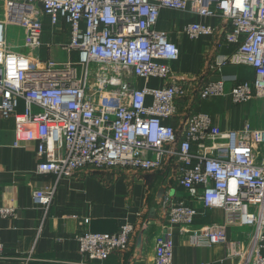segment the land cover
Returning a JSON list of instances; mask_svg holds the SVG:
<instances>
[{"label": "built area", "instance_id": "1", "mask_svg": "<svg viewBox=\"0 0 264 264\" xmlns=\"http://www.w3.org/2000/svg\"><path fill=\"white\" fill-rule=\"evenodd\" d=\"M223 2L228 9L221 7ZM236 3L0 0V117L14 122L12 146L36 142V173L54 177L51 185L33 190V201L44 214L58 181L84 168L157 170L168 165L185 197L167 195L162 201L165 219L155 239L153 264H174L175 228L188 233L192 244L225 245L224 257L234 264H264V0H242V8ZM162 8L193 11L204 19L184 27L192 39L215 32L205 19L218 18L228 27L224 41L236 48L211 68L220 72L226 64L245 65L254 78L232 79L228 91L227 80H209L196 98L228 95L232 104L258 100L260 126L246 119L238 129H221L207 112H180L191 90L171 75L169 62L180 51L156 27ZM45 18L52 27H69L68 41L58 45L67 54L64 60L41 57ZM11 25L22 28L21 44L8 41ZM45 45L51 50V44ZM8 54L29 61L19 87L5 82ZM232 179L235 194L229 191ZM200 208L221 209L222 222L195 228ZM15 212L12 206H0L1 217ZM230 227L251 231L244 239L229 240ZM133 232L129 222L116 232L80 230L75 239L81 259L75 264H106L113 251L127 249ZM3 249L0 242V256Z\"/></svg>", "mask_w": 264, "mask_h": 264}, {"label": "crops", "instance_id": "2", "mask_svg": "<svg viewBox=\"0 0 264 264\" xmlns=\"http://www.w3.org/2000/svg\"><path fill=\"white\" fill-rule=\"evenodd\" d=\"M203 20L193 11L162 8L156 24L157 29L167 32L180 51L179 58L169 62L171 75L185 82L191 90L181 102L180 112H207L221 129H238L246 119L260 126L258 100H252L251 106L245 107L233 106L228 95L199 101L196 98L198 88L209 80H227L228 91L232 79L254 78L252 68L245 65L226 64L220 72L211 68L236 47L224 41L228 27L218 18L205 19L215 27L212 35L190 38L184 27ZM43 26L45 44H51L53 34L61 28L66 31L65 42L68 41L67 24L52 27L45 18ZM44 46L41 57L53 56L47 45ZM57 51L55 49L60 55ZM150 83L160 82L151 80ZM142 85L139 81V86ZM14 138L13 120L0 117V206H12L16 211L14 216H0V242L4 245L0 264H24L28 255L30 259L26 264H75L81 259L75 239L80 230L116 232L124 222L134 226L129 245L126 250L113 251L105 263L153 264L155 239L162 233L165 219L162 201L167 195L185 197L171 167L165 165L157 170L84 168L58 181L53 202L44 214L42 207L33 201V190L51 185L54 177L36 173V142L14 147ZM199 211L202 213L195 218V228L223 220V211L219 208H200ZM84 218L89 219L88 223L85 224ZM237 229H227L229 240L245 238ZM173 244L174 264H234L232 259L224 257L225 245L192 244L190 235L179 232L178 228L174 230Z\"/></svg>", "mask_w": 264, "mask_h": 264}, {"label": "rangeland", "instance_id": "3", "mask_svg": "<svg viewBox=\"0 0 264 264\" xmlns=\"http://www.w3.org/2000/svg\"><path fill=\"white\" fill-rule=\"evenodd\" d=\"M0 17H1V15H0ZM7 38H8V41L12 44H21L24 40V32H23L22 28L11 25L7 28ZM42 40H43L44 45H45V43L47 41L45 40L44 37H42ZM66 40H67L66 39V31L63 30V28L57 30V32L55 31V33L53 34V39L52 38L50 39V41H52V42H50L52 45L50 47V49H51L50 52H52L54 54L53 56L55 58H59V57L61 58L62 57L61 59H63V60L66 59V57H67L66 53L59 50L57 52H59L60 55H57L55 52V49H58V45L60 43L65 42ZM44 49H45V46H44ZM75 57H76V54H72V58H75ZM251 102L252 101L245 103V104H242V105H244L245 107H248V106H251V104H252ZM236 105H239V104H234L233 106H236ZM171 170L174 174V169H171ZM237 230L240 232V234L244 233V235H247L251 231V228H249V227H238Z\"/></svg>", "mask_w": 264, "mask_h": 264}, {"label": "clouds", "instance_id": "4", "mask_svg": "<svg viewBox=\"0 0 264 264\" xmlns=\"http://www.w3.org/2000/svg\"><path fill=\"white\" fill-rule=\"evenodd\" d=\"M237 7H243L242 0H237ZM221 7L228 9L229 4L227 2H223ZM2 56V54H0ZM5 82L11 83L15 87H19V77L22 71L27 70L29 68V61L27 59L20 58L18 59L14 54H8L5 60ZM19 70V71H18ZM229 191L232 194H235L236 191V180L232 179L230 182Z\"/></svg>", "mask_w": 264, "mask_h": 264}]
</instances>
